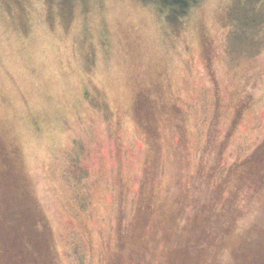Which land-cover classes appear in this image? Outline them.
I'll use <instances>...</instances> for the list:
<instances>
[{"label": "rangeland", "instance_id": "obj_1", "mask_svg": "<svg viewBox=\"0 0 264 264\" xmlns=\"http://www.w3.org/2000/svg\"><path fill=\"white\" fill-rule=\"evenodd\" d=\"M0 264H264V0H0Z\"/></svg>", "mask_w": 264, "mask_h": 264}, {"label": "trees", "instance_id": "obj_2", "mask_svg": "<svg viewBox=\"0 0 264 264\" xmlns=\"http://www.w3.org/2000/svg\"><path fill=\"white\" fill-rule=\"evenodd\" d=\"M161 8L166 9L167 13L174 14L175 16L182 17L188 10L198 2V0H155ZM169 10V11H168ZM172 10V11H171ZM23 250V249H22ZM46 250L43 248H38V252ZM25 252V250H23Z\"/></svg>", "mask_w": 264, "mask_h": 264}]
</instances>
